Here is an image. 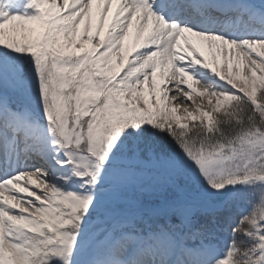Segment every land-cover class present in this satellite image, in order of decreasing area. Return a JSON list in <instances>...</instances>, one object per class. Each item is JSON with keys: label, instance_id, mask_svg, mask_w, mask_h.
<instances>
[{"label": "snow or ice", "instance_id": "6c2138e0", "mask_svg": "<svg viewBox=\"0 0 264 264\" xmlns=\"http://www.w3.org/2000/svg\"><path fill=\"white\" fill-rule=\"evenodd\" d=\"M0 264H264V0H0Z\"/></svg>", "mask_w": 264, "mask_h": 264}]
</instances>
